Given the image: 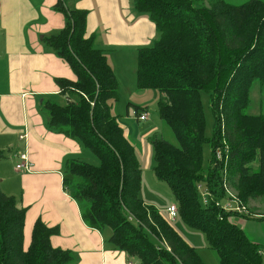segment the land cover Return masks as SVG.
Here are the masks:
<instances>
[{
	"label": "trees",
	"instance_id": "16d2710c",
	"mask_svg": "<svg viewBox=\"0 0 264 264\" xmlns=\"http://www.w3.org/2000/svg\"><path fill=\"white\" fill-rule=\"evenodd\" d=\"M134 9L147 15L159 32L151 47L138 51L137 87L159 93V114L179 143L175 147L153 140L156 178L170 187L181 220L205 234L220 264H262V247L233 222L240 216L225 213L216 203L228 198L225 170L228 184L248 210L251 201L264 198V116L246 113L254 83L264 84V0L239 6L225 0H134ZM56 10L66 25L47 37L45 45L71 67L77 80L56 79L65 103L46 100L42 109L51 131L78 141L100 160L99 166L69 161L64 189L79 203L84 222L98 231L110 229L111 244L130 261L205 264L197 249L140 197L142 165L112 114L119 84L105 52L96 48L95 36L87 35L88 11L69 10L61 0ZM202 92L211 97V138L206 136ZM141 111L146 109L136 107V114ZM205 145L212 151L208 169ZM218 148L222 161L216 157ZM5 158L0 151V162ZM203 187L213 197L208 205L202 200ZM25 219L26 209L0 187V264L75 262L71 251L51 244L59 229L42 221L36 222L26 250Z\"/></svg>",
	"mask_w": 264,
	"mask_h": 264
},
{
	"label": "crops",
	"instance_id": "0c3cea01",
	"mask_svg": "<svg viewBox=\"0 0 264 264\" xmlns=\"http://www.w3.org/2000/svg\"><path fill=\"white\" fill-rule=\"evenodd\" d=\"M59 1L0 0V151L6 153L0 162V187L26 209V250L31 245L36 222L42 221L50 228L59 229L51 244L71 251L75 256L73 264H138L111 244L110 229L98 231L84 222L79 203L64 189L69 161L96 166L99 158L78 141L51 131L42 109L46 100L65 103L56 79L77 80L71 67L45 45L47 37L59 33L66 25L65 16L56 10ZM61 1L69 10L88 11L87 35H94L96 48L105 52L117 78L119 93L125 88L139 90L122 59L130 53L138 57L140 49L151 47L159 39L154 22L135 11L134 0ZM225 1L236 6L248 2ZM156 95L159 100L160 95ZM116 104L112 114L131 143L124 124L114 113ZM140 113L148 114V111ZM22 155L27 156V161L19 170L17 166L24 163ZM241 219H235V224L252 243L264 247V219L253 237L247 231L253 220Z\"/></svg>",
	"mask_w": 264,
	"mask_h": 264
},
{
	"label": "rangeland",
	"instance_id": "374dc122",
	"mask_svg": "<svg viewBox=\"0 0 264 264\" xmlns=\"http://www.w3.org/2000/svg\"><path fill=\"white\" fill-rule=\"evenodd\" d=\"M249 1V0H245ZM206 5L209 6L210 2L207 1ZM137 57L134 53H130L129 57H123L122 63L124 68L130 72V79L136 78L137 70ZM132 83L130 82V87ZM140 90V89H139ZM136 87L125 88L119 93L121 98L116 104L114 113L118 115L121 123L124 124L127 134L130 136V141L136 149V153L139 156L143 170V181L141 198L145 204L152 206L159 210L162 215L170 222L175 230L181 235V237L192 247L196 248L200 257L203 259L205 264H220L219 254L209 248L207 238L201 231L192 229L187 226L181 218L178 216L176 220H172L167 210L171 206H178L170 187L159 181L154 173L155 155L153 150L152 142L154 139H163L175 147H179L177 137L170 126L164 121L158 109V99L156 91H139ZM159 95V93H158ZM202 102L206 117V136L211 138L214 132V116L211 110V97L207 92H202ZM251 103L246 110V113L251 116H264V84L259 82L254 83L251 90ZM63 103L64 100H61ZM130 103V104H129ZM136 107L147 109L148 119L147 121H139L135 114ZM129 108V115H127V109ZM221 115V114H220ZM223 115V114H222ZM220 119L223 120V116ZM222 130H225V122L222 123ZM224 137V135H223ZM222 139L221 143L225 146L228 145L227 141ZM222 154V151H220ZM97 158V157H96ZM98 159V158H97ZM212 160V151L209 145L204 146V167L208 169ZM100 165L98 159L97 165ZM256 171V167L254 168ZM230 192L237 196V191L230 186ZM249 212L246 213L247 217L251 220L250 225L247 228L249 235L252 237L257 233L258 224L264 219V198H259L250 202ZM235 215V214H233ZM238 221L243 220L241 218L234 217ZM249 219V220H250ZM248 220V219H246ZM109 230V229H108ZM110 231V230H109Z\"/></svg>",
	"mask_w": 264,
	"mask_h": 264
},
{
	"label": "built area",
	"instance_id": "2783aa9c",
	"mask_svg": "<svg viewBox=\"0 0 264 264\" xmlns=\"http://www.w3.org/2000/svg\"><path fill=\"white\" fill-rule=\"evenodd\" d=\"M137 115V118L139 121H147L148 119V114L147 113H140L139 115ZM22 138H25V136H22ZM226 151L229 150V148L226 146L225 147ZM220 151H222L221 148H218L217 151H216V157L218 160L222 161L223 160V152L222 154L220 153ZM21 160L22 164L18 165L17 166V169L19 170H22L23 167H25V163L27 161V156L26 155H22L21 156ZM223 175H224V188H225V191L227 193V200H225L224 202L222 203H216V205L221 208L225 213H231V214H237L239 216H246L249 211L247 209V207H245L242 202L237 198L236 195L232 194L230 192V185L228 184V179H227V171L225 170L223 172ZM201 192H202V200H203V203L205 205H208L212 200H213V197H212V194L205 188H201ZM170 218L172 220H176L179 216V211H178V206H171L168 210H167ZM259 255L262 259V264H264V247H262L260 250H259Z\"/></svg>",
	"mask_w": 264,
	"mask_h": 264
},
{
	"label": "bare ground",
	"instance_id": "6f19581e",
	"mask_svg": "<svg viewBox=\"0 0 264 264\" xmlns=\"http://www.w3.org/2000/svg\"><path fill=\"white\" fill-rule=\"evenodd\" d=\"M168 215H169V214H168ZM232 215H233V214H232ZM237 216H238V215H237ZM169 217H170V216H169ZM240 217H241V216H240ZM240 217H239V218H240ZM241 218H242V217H241ZM243 218H244V217H243Z\"/></svg>",
	"mask_w": 264,
	"mask_h": 264
}]
</instances>
